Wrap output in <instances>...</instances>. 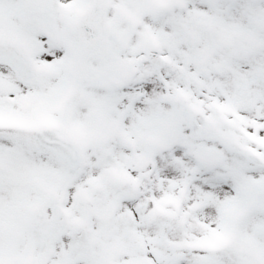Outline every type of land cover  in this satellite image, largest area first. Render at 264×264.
I'll list each match as a JSON object with an SVG mask.
<instances>
[{
    "label": "snow or ice",
    "instance_id": "snow-or-ice-1",
    "mask_svg": "<svg viewBox=\"0 0 264 264\" xmlns=\"http://www.w3.org/2000/svg\"><path fill=\"white\" fill-rule=\"evenodd\" d=\"M0 264H264V0H0Z\"/></svg>",
    "mask_w": 264,
    "mask_h": 264
}]
</instances>
